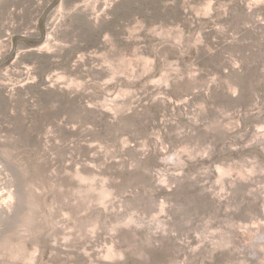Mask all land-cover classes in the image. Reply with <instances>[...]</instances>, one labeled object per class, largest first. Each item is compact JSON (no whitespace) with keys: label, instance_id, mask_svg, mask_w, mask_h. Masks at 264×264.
Segmentation results:
<instances>
[{"label":"rangeland","instance_id":"rangeland-1","mask_svg":"<svg viewBox=\"0 0 264 264\" xmlns=\"http://www.w3.org/2000/svg\"><path fill=\"white\" fill-rule=\"evenodd\" d=\"M0 264H264V0H61L0 69Z\"/></svg>","mask_w":264,"mask_h":264},{"label":"water","instance_id":"water-1","mask_svg":"<svg viewBox=\"0 0 264 264\" xmlns=\"http://www.w3.org/2000/svg\"><path fill=\"white\" fill-rule=\"evenodd\" d=\"M60 2L61 0H51V2L44 8L38 22L39 34L37 36H30L21 33L14 34L12 36V47L4 56L0 58V69L9 64L17 56L22 43H25L29 48H35L46 40L48 16Z\"/></svg>","mask_w":264,"mask_h":264},{"label":"bare ground","instance_id":"bare-ground-1","mask_svg":"<svg viewBox=\"0 0 264 264\" xmlns=\"http://www.w3.org/2000/svg\"><path fill=\"white\" fill-rule=\"evenodd\" d=\"M43 46H44V45H43ZM43 46H42V47H43Z\"/></svg>","mask_w":264,"mask_h":264}]
</instances>
